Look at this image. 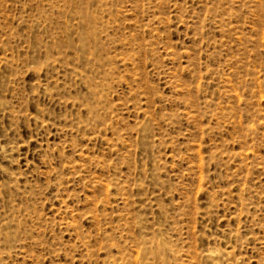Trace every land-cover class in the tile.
<instances>
[{
    "label": "rangeland",
    "instance_id": "374dc122",
    "mask_svg": "<svg viewBox=\"0 0 264 264\" xmlns=\"http://www.w3.org/2000/svg\"><path fill=\"white\" fill-rule=\"evenodd\" d=\"M0 264H264V0H0Z\"/></svg>",
    "mask_w": 264,
    "mask_h": 264
}]
</instances>
